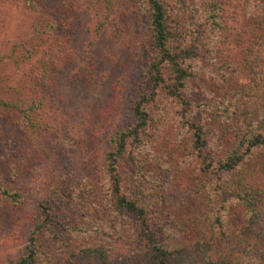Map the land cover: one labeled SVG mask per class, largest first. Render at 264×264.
I'll use <instances>...</instances> for the list:
<instances>
[{
  "label": "rangeland",
  "instance_id": "obj_1",
  "mask_svg": "<svg viewBox=\"0 0 264 264\" xmlns=\"http://www.w3.org/2000/svg\"><path fill=\"white\" fill-rule=\"evenodd\" d=\"M161 1L172 44L193 50L182 60L186 103L170 93V67L156 90L149 79L157 50L145 0H0V264H19L34 231L38 264H198L244 224L232 183L264 167V147L241 143L243 111L264 100V0ZM149 92L147 127L119 169L171 254L159 259L137 215L117 208L107 172ZM20 104H34L32 120ZM235 147L246 161L230 172L222 163Z\"/></svg>",
  "mask_w": 264,
  "mask_h": 264
},
{
  "label": "trees",
  "instance_id": "obj_2",
  "mask_svg": "<svg viewBox=\"0 0 264 264\" xmlns=\"http://www.w3.org/2000/svg\"><path fill=\"white\" fill-rule=\"evenodd\" d=\"M145 1L149 5L153 45L157 50L156 56L148 68L149 79L156 90L165 83V71L167 67H170L174 74L173 83L167 84L171 88L170 93L181 98L186 103V100L182 98L181 90L185 87V82L191 76V73L182 65V60L193 50L190 47L185 48L186 45L182 47L181 44H178V46L173 45L174 43L172 44L170 17L165 4L161 0ZM262 46H264V38ZM177 49L178 52L176 51ZM263 58L264 54L263 56L259 54L255 57V60L257 62ZM261 82L255 81L254 87L261 88ZM155 95V92L145 93L135 103L134 114L137 122L130 129L121 132L116 138L115 146L107 158V172L113 182L117 208L122 212L128 210L137 215L138 219L141 220L142 227L147 230L144 237L156 259H159L160 257L169 258L171 254L158 243L155 232L150 228L146 220V210L123 193L119 169L120 160L125 156L129 140L133 139L136 142L141 140V134L145 131L150 117L148 104ZM33 105H18L28 120H32L29 113H31L30 109L34 107ZM258 107V110H256L253 106H250L245 112L243 111L242 117H244L247 129L245 133L247 135L241 136V143H248L247 151L254 147H264V100L263 102H258ZM237 109L238 111L241 110L240 106L233 108V112L236 113ZM192 127L195 131V143L199 146H204L206 140L203 127L198 123H193ZM239 150L240 148L235 147L231 152H228L226 160L222 163V167L227 171H239V168H242L245 164V154H241ZM232 185L241 191L238 198L242 200L246 216L244 224L237 230L238 232L234 234V237L225 236L227 244L221 252H218L214 258H208L198 264H264V167L256 171L240 173L238 180L234 181ZM35 232H32L27 253L22 257L19 264H38ZM236 250H238L239 255H237ZM91 252L92 254L103 256V251L97 247L93 248Z\"/></svg>",
  "mask_w": 264,
  "mask_h": 264
}]
</instances>
